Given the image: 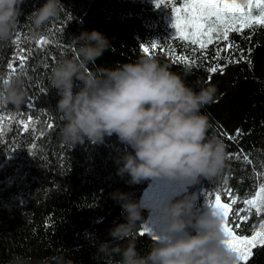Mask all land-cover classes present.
Returning a JSON list of instances; mask_svg holds the SVG:
<instances>
[{"label": "trees", "instance_id": "obj_1", "mask_svg": "<svg viewBox=\"0 0 264 264\" xmlns=\"http://www.w3.org/2000/svg\"><path fill=\"white\" fill-rule=\"evenodd\" d=\"M45 2L25 0L19 17V43L30 50L25 69H19L16 60L17 73L9 76L7 65L17 55L13 43L17 31L11 42L0 45V77L11 81L19 77L24 84L33 85L26 89V103L17 109L5 101V84L0 79V117L4 118L0 131V264H9L17 254L30 258L32 264L54 255L74 264H117L121 259L118 255H97L99 243L111 239L109 230L125 222L122 208L111 194L117 190L132 193L134 200L143 203L152 181L130 186L126 183L129 177L117 175L115 161L126 146L115 135L106 137L103 144L85 142L75 147L60 136L63 120L50 83L52 70L63 60L76 57L73 39L84 31L97 30L112 44L94 64L87 65L88 72L152 57L195 91L208 85L216 87L215 102L202 112L212 125L209 136L226 145L228 160L218 177L197 185L211 195L220 194L224 203L236 197L228 223L236 234L251 236L264 213H252L244 221L240 215L236 220L233 217L243 201L264 185V25L232 32L228 40L214 39L206 49H199L175 36L173 8L164 4L157 8L154 0H61V16L34 37L29 18ZM41 39L48 43L38 45ZM152 43L157 44L156 49L151 48ZM230 43L234 47L227 48ZM145 45L149 47L147 54L142 50ZM218 49H223L219 57ZM174 57H186L187 63L173 62ZM216 65L223 71H208ZM30 97L33 106H29ZM28 117L32 122L23 131L18 121ZM49 123L53 124L51 129ZM178 200L180 197L173 202ZM142 215L143 222L135 234L141 256L156 241L153 231L139 234L148 225L149 209L145 207ZM127 243L124 241L123 246ZM246 264H264V246L254 248Z\"/></svg>", "mask_w": 264, "mask_h": 264}, {"label": "clouds", "instance_id": "obj_2", "mask_svg": "<svg viewBox=\"0 0 264 264\" xmlns=\"http://www.w3.org/2000/svg\"><path fill=\"white\" fill-rule=\"evenodd\" d=\"M25 0H0V45L11 42L19 25ZM64 11L61 0H46L30 16L33 36ZM77 55L65 59L50 79L58 99L63 142L75 147L90 142L103 144L115 135L125 145L115 163L117 175L128 185L167 178L184 186L218 177L228 160L226 145L209 136L212 127L202 112L215 102L213 85L195 91L181 76L170 72L152 57L115 69L88 72L111 47V40L97 30L84 31L73 39ZM79 82V83H78ZM5 101L19 109L26 103L24 80L4 85ZM128 149H131L129 151ZM132 193L119 190L111 198L120 205L125 222L109 230L110 240L99 243L98 257L120 256L117 264H239L225 247L223 218L207 208L196 211L195 197L169 201L158 208L162 228L151 250L141 256L135 234L143 222L145 206ZM156 208V206H153ZM128 241L127 246L123 242ZM9 264H32L30 258L13 256ZM39 264H74L62 255L46 257Z\"/></svg>", "mask_w": 264, "mask_h": 264}, {"label": "snow or ice", "instance_id": "obj_3", "mask_svg": "<svg viewBox=\"0 0 264 264\" xmlns=\"http://www.w3.org/2000/svg\"><path fill=\"white\" fill-rule=\"evenodd\" d=\"M162 4L164 6H170L173 8L175 14V23L173 27L176 30V37H179L181 41L190 42L189 46H198L199 49H206L213 39L228 40L229 34L232 32L240 33L245 28H252L253 25H264V0H247V3H240L238 0H155V6L159 8ZM70 20L71 17L69 16ZM60 31L59 28L56 29ZM250 38V37H249ZM20 31L16 33V39L13 41L17 46V55L12 58L7 67L11 70L9 76L17 73V68L14 67L16 60H19V69H25V61L30 55V50L20 46ZM48 41L41 39L38 41V45L47 44ZM234 47L233 44H228L227 48ZM152 49L157 48L156 43L151 44ZM143 52L149 53V47L143 46ZM193 51L196 49L193 48ZM218 49L216 56L219 57L220 51ZM55 59V57H53ZM244 59L243 54L240 57ZM173 62L187 63L186 57H174ZM223 71L219 66H212L208 69L209 72L215 73L217 71ZM25 74L26 73H22ZM0 79H3L0 77ZM30 81L31 78L29 77ZM11 82L10 79H3V84ZM31 83L25 84V89L31 88ZM31 97L29 98V106L31 105ZM3 117H0V131L3 129ZM32 122V118L28 117L27 121L21 119L18 121L19 125H23V131H27L28 123ZM48 128H52L53 124L49 123ZM236 135H240L238 129ZM233 139V137H229ZM233 154H229L231 158ZM229 196H231V190H228ZM237 201L235 198L231 200V203H222L220 194H215L214 199L207 201V208L211 209L214 215H220L223 218V230L226 235V239L223 241L225 247L236 255L239 261H246L252 255V249L257 246H264V222L261 223V231L255 232L251 237L247 235H238L234 229L228 223L229 211L233 204ZM243 203L247 206L243 209H237L238 215L241 211H247L251 215V209H255L256 214L260 215L264 212V185L259 187V190L255 192L254 196L250 199H245ZM239 225H237L238 227ZM151 231L149 228L144 227L139 233L144 235L146 232ZM154 239L160 237L155 235Z\"/></svg>", "mask_w": 264, "mask_h": 264}, {"label": "rangeland", "instance_id": "obj_4", "mask_svg": "<svg viewBox=\"0 0 264 264\" xmlns=\"http://www.w3.org/2000/svg\"><path fill=\"white\" fill-rule=\"evenodd\" d=\"M238 2L247 3V0H238ZM171 20L175 22L174 13L171 15ZM178 197H180V200H183L189 197H195L196 211L199 212V211H204L207 209V201L209 199H214L215 194L211 195L209 192L206 191V189L202 185L184 186V185H181L179 182H173V181L168 180L167 178L153 179L143 195V204L150 211V218H149L147 228L153 231L156 235L157 233L161 231V228H162V222L160 219L158 208L167 204L169 201H173L174 199H177ZM233 198H235L237 201L236 197H233ZM233 198H231V200ZM221 202L224 203L222 200ZM154 205L156 206V208L153 207ZM246 207L247 206L244 203H242V206H240L237 209H243ZM255 212L256 211L254 208L251 209V214ZM229 215H230V211H229ZM239 215H240L241 220L243 221L247 220L248 217L250 216L247 211H241L239 212L238 215L235 213L233 219L234 220L238 219ZM228 219H229V216H228ZM262 222H264V219L256 227L255 232L261 231L260 225ZM239 262H243V261H239Z\"/></svg>", "mask_w": 264, "mask_h": 264}]
</instances>
